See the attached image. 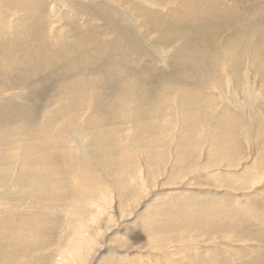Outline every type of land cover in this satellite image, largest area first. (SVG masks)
Returning a JSON list of instances; mask_svg holds the SVG:
<instances>
[{
    "label": "rangeland",
    "instance_id": "obj_1",
    "mask_svg": "<svg viewBox=\"0 0 264 264\" xmlns=\"http://www.w3.org/2000/svg\"><path fill=\"white\" fill-rule=\"evenodd\" d=\"M258 31L264 0H0V264H63L75 249L77 264H264ZM184 45L198 62L178 63ZM176 89L200 94V119ZM25 136L39 138L58 198L16 164ZM72 160L94 189L77 192Z\"/></svg>",
    "mask_w": 264,
    "mask_h": 264
},
{
    "label": "bare ground",
    "instance_id": "obj_2",
    "mask_svg": "<svg viewBox=\"0 0 264 264\" xmlns=\"http://www.w3.org/2000/svg\"><path fill=\"white\" fill-rule=\"evenodd\" d=\"M245 1V0H244ZM242 3V2H241ZM244 12V11H243ZM230 14H231V12H230ZM233 15V14H232ZM258 16V15H257ZM223 20H225L224 18H223ZM232 20V19H231ZM257 20V19H256ZM213 21V20H212ZM215 21V20H214ZM230 21V20H229ZM236 21V20H235ZM247 23H249V20L248 19H246L245 20ZM231 22V21H230ZM227 23V22H226ZM251 23H252V19H251ZM210 24H207V25H204V26H206V29L204 28V29H202V30H204V32H200V34L201 35H203V38L204 37H208L209 36V34H212L209 30L212 28V26H209ZM226 25V24H225ZM233 25V24H232ZM203 26V25H202ZM240 26V31H241V34H243L242 36L245 38V33H246V31L249 33V37H251V36H253L254 34H253V32H251V30L249 29V28H247L248 26H249V24H241V25H239ZM236 27H237V25H236ZM231 28V27H230ZM233 29V28H232ZM214 30V29H213ZM20 34V33H19ZM197 34V33H196ZM205 34H207V35H205ZM262 35H264V34H262V33H260L259 31H258V36L261 38V39H259V37H258V40H260L259 42H260V44H264V37L262 38ZM210 37V36H209ZM233 37V36H232ZM184 39H186V43H187V41H189L190 40V36H185V38ZM240 38H238V40H239ZM237 40V39H236ZM239 42V41H238ZM186 43H185V45H186ZM235 42L234 41H227V44L230 46V44H234ZM237 43V42H236ZM240 43H241V39H240ZM210 45H211V47L212 48H210V50L212 51V52H215V50H217L216 48H213V46L214 47H216V43H214L213 45L211 44V43H209ZM185 45L182 47V50L180 51L181 52V57H180V59H179V62L178 63H182V64H184V62H187V59L189 58L190 60H191V63H196V62H198L197 60H198V56L200 57V55H202V53H200V51H193V52H189L190 53V55H187V53H186V51L184 50V48H186L185 47ZM63 49V48H62ZM209 50V51H210ZM60 51H62L61 49H60ZM60 53H62V52H60ZM59 55V54H58ZM62 55V54H61ZM60 55V57H62ZM65 56V55H64ZM59 57V58H60ZM64 58V57H63ZM62 60V59H61ZM48 63H50V62H48ZM52 63V62H51ZM50 66H51V64H49ZM62 65V64H61ZM68 65H70V62L68 61ZM180 65V64H179ZM217 66V65H216ZM139 67V66H138ZM77 68V67H76ZM76 68H71V67H68L66 64H64L63 65V69H62V72L63 71H65V69L68 71V72H76V70H74V69H76ZM92 68V67H91ZM90 68V69H91ZM34 69V68H33ZM87 69V67L85 68V70ZM137 69V68H136ZM94 73H97V71L98 72H103V70L101 69V67H96V68H94V70L93 69H91ZM135 71V70H134ZM77 73H79V72H76L75 74H77ZM75 76V75H74ZM103 76V75H102ZM153 77V76H152ZM75 80V79H74ZM98 80V84L100 85V83H99V79H97ZM109 80H111V78L109 79ZM77 81V80H76ZM67 82V81H66ZM65 82V83H66ZM71 82H72V80H71ZM75 82V81H74ZM67 85V84H66ZM65 86V85H64ZM69 89L71 90L70 91V95H74V94H76V92H77V90H79L78 92L80 93V89L79 88H77L76 89V85L74 86L73 85V87L71 86V83L69 84ZM99 87H101V86H99ZM203 89V88H202ZM188 90V89H187ZM187 90H181V89H176V90H174L175 91V93H174V96H176L177 98L180 96V98H182L181 100V103L182 104H184L185 106L184 107H189V106H194V105H196V107H197V110L198 111H201L200 113H191V114H189V113H187V117H196L197 116V118L198 119H200L201 118V115H204V112L206 111V108H203L202 106H203V104L201 103V104H198L199 103V101H200V98H199V96H200V94H198V92H196V93H194V92H192V91H187ZM37 92H34L33 93V95H36L37 97H38V95H42V92H38V90H36ZM176 93H178V94H176ZM85 95L83 94L82 95V97L79 99V100H77V101H75L74 99H73V97H72V99H71V97H70V101H71V104L74 102L76 105L75 106H77L78 105V107H80V105H79V103L81 104V102H82V98L84 97ZM93 97H95V101L97 102V101H99L98 99L100 98V96H99V94L97 93V92H94V94L92 95ZM212 102V101H211ZM205 103V102H204ZM210 103V102H209ZM70 104V105H71ZM110 104L111 105H109L110 107H109V109L111 110V111H113L114 110V108L112 107L113 106V103H112V101L110 102ZM72 105H74V104H72ZM82 106V105H81ZM104 106V105H103ZM141 107H143V104L141 105H139V107L138 108H141ZM206 107H208V106H206ZM71 108V107H70ZM159 108V107H158ZM24 110V108H22V111ZM109 110V111H110ZM210 110V109H209ZM25 111V110H24ZM115 112V111H114ZM141 112H143L141 109L138 111V115H140V113ZM183 111H181V113H182ZM113 114V113H112ZM71 115V114H70ZM102 117H104V116H102ZM141 117V116H140ZM63 118V117H62ZM62 118L61 119H58L59 120V122L60 121H62ZM74 118V117H73ZM156 118V117H155ZM154 118V119H155ZM151 119V118H150ZM149 120V119H148ZM174 120V119H173ZM53 121V120H52ZM127 121H129V120H127ZM178 121V120H177ZM75 122V119H72L70 122H69V124H73ZM58 123V122H57ZM57 123L55 124V125H57ZM148 123V122H147ZM152 123V122H151ZM157 123H159L160 124V122H156V124ZM51 125H53V123L52 122H50V123H48V122H46V124H45V131L48 129V128H50V126ZM59 125V124H58ZM142 125V124H141ZM145 125H146V123H145ZM161 125V124H160ZM159 125V126H160ZM174 125V124H173ZM142 127H143V125H142ZM158 127V124L157 125H152V126H150L149 127V129H153L154 131H155V129H158L157 128ZM122 128V127H121ZM136 128H137V125H136ZM144 128V127H143ZM148 128V127H147ZM162 128V127H161ZM61 129V128H60ZM109 130V129H108ZM125 130V129H124ZM135 130V129H134ZM144 130V129H143ZM45 131H43V132H45ZM87 133H90L89 132V130L87 129V130H85ZM92 131V130H91ZM113 131H111V133H112ZM121 132V131H120ZM148 132V131H147ZM96 133H98V131H96ZM108 133H110V131L108 132ZM119 133V131L116 129H114V134L115 135H117ZM104 134V133H103ZM120 135V134H119ZM221 135V134H220ZM11 136V135H10ZM22 136V135H21ZM90 136H92V138L94 137V136H98V138L97 139H99L101 136H100V134H95L94 132H92V133H90ZM6 137V136H5ZM13 137H15V136H13ZM19 137H20V135H19ZM23 137V136H22ZM120 137V136H119ZM8 140V138H6V141ZM12 140H14V138L12 139ZM122 140H124V139H121V141ZM61 141H62V139H61V137L59 136V134H57V135H55L54 136V138L50 135V144H52L53 146H59L60 144H61ZM140 142V141H139ZM107 143V142H106ZM116 143H118V142H116ZM12 144V147L10 148V152H12V151H14V152H16V151H20V153L18 154V156H19V158H20V160H19V162H17L16 164L18 165H22V169L26 172V176H29V180H30V182L31 183H28V185L29 186H32L33 184L36 186V187H34V191H35V193L37 194V195H39L41 198H45V199H51V198H58L59 196H57L56 194H53L55 191H54V189L57 187V185H58V183H61L60 181H58V182H56L57 180H59V179H56L55 178V174H56V172H55V169L53 168V166L51 167V166H49V165H47L46 167H42V166H44V161H45V159L43 160V158H44V155L43 154H41V153H44V149H43V146L41 145V143L39 142V138L38 137H33V138H29V137H24V138H20V139H16L15 138V140L11 143ZM109 144V143H108ZM121 145V144H120ZM105 146V145H104ZM219 149V148H218ZM68 150H70L68 153L71 155V154H73V150L72 149H68ZM112 150V149H111ZM105 151V150H104ZM108 151V150H107ZM110 152V151H109ZM112 152V151H111ZM110 152V153H111ZM106 153V152H105ZM125 154V153H124ZM42 155H43V157H42ZM123 157V156H122ZM104 158V157H103ZM105 160V159H104ZM123 160V159H122ZM40 162V163H39ZM39 163V164H38ZM41 163H43V164H41ZM71 164H69V167H70V170H69V172L68 173H70V176L72 177V178H77L78 179V186H77V189L76 190H78L77 192L80 194V193H82V191L83 190H85V191H83V192H87L88 190H90L91 188H93L94 189V187H93V185H87V184H83L86 180V178L84 179V177L82 176V175H79L78 176V174H77V172H78V170H77V168H80V167H78L79 165H77V167L76 166H74L75 165V163H74V160H72L71 162H70ZM50 164V163H49ZM79 164V163H78ZM104 164V163H103ZM50 165H53V164H50ZM101 165V164H100ZM127 165H128V163H127ZM125 166V165H124ZM42 168H46L47 170H48V174H43L42 173ZM25 172H23V173H25ZM83 172V171H82ZM84 173H86V172H84ZM69 175V174H68ZM90 175V174H89ZM75 176V177H74ZM49 177H53L52 179H50ZM66 177V176H65ZM70 177V178H71ZM70 180V179H69ZM26 183V182H25ZM83 185V186H82ZM74 187V186H73ZM44 188V189H43ZM83 188V189H82ZM39 189V190H38ZM88 189V190H87ZM82 190V191H81ZM80 191V192H79ZM102 194V193H101ZM55 195V196H54ZM31 197V196H30ZM83 197V196H82ZM41 198H39V199H41ZM74 199V198H73ZM82 204V203H81ZM80 204V205H81ZM72 204H69V207L71 206ZM90 207H92V206H95V204H94V202H91L90 203ZM78 206V205H77ZM77 206H75L76 207V209H77ZM100 207V206H99ZM102 208V207H101ZM84 209V208H83ZM101 210H103V209H101ZM100 210V211H101ZM78 211L80 212L81 210L78 208ZM102 212V211H101ZM1 229V228H0ZM9 231V230H8ZM9 234V233H8ZM86 235V234H85ZM2 239V238H1ZM71 239V238H70ZM74 239V238H73ZM23 240V239H22ZM81 240L83 241V246H85V243H86V241H85V238H84V236H81V237H79V239L78 238H76V240H75V243H74V245H77L78 247H79V245H80V243H81ZM90 240V239H89ZM93 241V240H92ZM18 243V242H17ZM22 244V243H21ZM10 246H12V245H10ZM9 246V247H10ZM16 247V246H15ZM68 247H73V244H72V246H68ZM81 247V246H80ZM83 249H85V250H88L86 247L85 248H83ZM90 249V248H89ZM79 249H75V250H70V251H68L67 253H66V256H69V257H71L69 260H66L63 264H77V262H79L80 261V258H79V260L78 261H76V259H78V257L76 256V253H77V251H78ZM85 250H83V251H85ZM86 252V251H85ZM81 253V252H80ZM82 254V253H81ZM82 258V257H81ZM84 259H85V257H84ZM56 264V263H55Z\"/></svg>",
    "mask_w": 264,
    "mask_h": 264
}]
</instances>
